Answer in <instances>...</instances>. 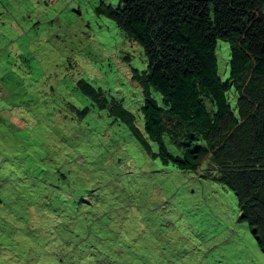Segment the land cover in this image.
<instances>
[{"label":"rangeland","instance_id":"374dc122","mask_svg":"<svg viewBox=\"0 0 264 264\" xmlns=\"http://www.w3.org/2000/svg\"><path fill=\"white\" fill-rule=\"evenodd\" d=\"M100 2L118 0H0V198L24 195V225L0 220L5 244L18 235L13 264H264L231 188L152 155L81 91L84 79L143 127L131 77L146 67L143 49ZM215 55L225 79L228 41Z\"/></svg>","mask_w":264,"mask_h":264},{"label":"trees","instance_id":"16d2710c","mask_svg":"<svg viewBox=\"0 0 264 264\" xmlns=\"http://www.w3.org/2000/svg\"><path fill=\"white\" fill-rule=\"evenodd\" d=\"M96 12L112 19L143 49L146 67L133 68L131 74L143 92V127L120 102L108 101L84 79L79 81L81 91L97 106L109 108L152 155L181 170L218 178L231 188L238 219L264 253V0H118L115 6L100 2ZM218 39L229 43L225 79L217 70ZM231 88L234 105L229 101ZM165 136L179 153L168 149ZM18 190L10 191L14 195L8 200L0 198L11 207L0 212V220L15 228L20 227L13 222L24 225V219L15 217L16 204L24 196ZM1 239L0 264H13L18 235L6 244Z\"/></svg>","mask_w":264,"mask_h":264}]
</instances>
